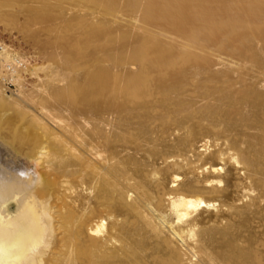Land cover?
I'll return each instance as SVG.
<instances>
[{
  "label": "bare ground",
  "instance_id": "obj_1",
  "mask_svg": "<svg viewBox=\"0 0 264 264\" xmlns=\"http://www.w3.org/2000/svg\"><path fill=\"white\" fill-rule=\"evenodd\" d=\"M149 4L147 16L152 17V11L164 16L182 33L190 26L193 36H201L207 48H218L175 74L161 63L141 62L139 72L127 79L129 84L114 91L124 98L125 115L134 119L160 110L169 118L196 112L212 125L227 127V133L212 146L209 139L196 140L189 134L190 146L183 153L155 158L161 170L171 167L184 177L173 171L162 176L153 169L141 172L143 181L135 179L121 152L146 154L151 141L132 140L120 151L108 131L124 119L122 112L108 113L87 134L68 126L61 135L52 133L56 143L38 147L29 161L24 157L0 160V264H147L128 230L134 217H140L157 237L164 239L168 234L164 242L176 253V244L189 247V243L199 261L193 256L184 264L259 263L257 255L241 249L240 239L228 225L217 231L220 238L210 236L205 228L196 237L195 213L219 203L172 191L179 185L189 193L214 189L223 180H201V176L222 175L241 189L240 201L246 199L251 211L264 215V0H149ZM247 63L252 65L246 66L247 76L238 80L241 89L235 83L215 85L219 77L214 70ZM151 65L156 75L151 76ZM203 73L216 82L205 91L212 103L198 111L186 96L188 85H194ZM174 121L169 141L182 135V116ZM207 155L215 163H202ZM39 181L46 182L39 185ZM148 185L169 190L161 203L176 212L177 221L170 223L168 211L154 204ZM44 192L45 198L40 196Z\"/></svg>",
  "mask_w": 264,
  "mask_h": 264
},
{
  "label": "rangeland",
  "instance_id": "obj_2",
  "mask_svg": "<svg viewBox=\"0 0 264 264\" xmlns=\"http://www.w3.org/2000/svg\"><path fill=\"white\" fill-rule=\"evenodd\" d=\"M150 10L149 0H0V38L30 60L18 91L11 92L0 84L1 161L9 157H24L29 161L35 157L38 147L56 143L50 137L52 133L61 135L67 126L81 134L93 132L97 121L110 112H122L124 117L117 121L114 131H108L120 151L132 140L149 138L151 141L146 147L148 155L136 151L121 152L138 181L144 180L142 171L153 169L162 176L177 172L184 177L182 171H174L171 167L161 170L155 158L183 153L190 146L186 142L189 134H194L196 140L209 139L210 146L214 140L224 138L227 127L212 125L196 112L169 118H164L160 110L143 112L134 119L125 115L121 104L124 98L116 96L114 91L129 84L127 79L139 72L141 62L161 63L175 74L202 62L206 52H217L218 48H207L201 36H193L195 33L190 26L182 33L164 16L153 11L152 17L147 16ZM251 65L234 64L232 68L214 70L219 77L215 85L235 83V87L241 89L238 80L244 78L240 76H247L246 70ZM150 67L151 76L156 75L153 66ZM206 76L203 73L194 85H188L187 101L194 103L198 111L212 103L207 100L205 91L215 82L208 81ZM179 116L184 123L182 135L169 141V131L176 127L174 120ZM213 162L211 155L202 158V163ZM204 178H219L223 183L199 192L189 193L181 185L172 191L219 203L215 208H202L195 213L193 224L197 226L195 231L199 230L198 233L194 231L196 237L205 228L210 236L220 238L217 231L228 225L240 239L241 249L257 255L258 264H264V215L251 211L246 206V199L240 201L243 193L234 182L222 175L207 173L200 179ZM44 182L38 183L43 185ZM147 187L151 199H155L154 204L161 211H168V221H177L176 212L167 203H161L169 190L163 185ZM44 195L46 192L40 196L45 198ZM15 208L13 204L11 209ZM128 230L132 240L138 242L139 256L147 264H184L189 258L193 259L189 243V247L176 244V253L164 242L169 235L164 239L157 237L140 217L131 219ZM193 260L199 261L196 256Z\"/></svg>",
  "mask_w": 264,
  "mask_h": 264
},
{
  "label": "built area",
  "instance_id": "obj_3",
  "mask_svg": "<svg viewBox=\"0 0 264 264\" xmlns=\"http://www.w3.org/2000/svg\"><path fill=\"white\" fill-rule=\"evenodd\" d=\"M28 56L15 52L0 38V84L9 91H18L28 72Z\"/></svg>",
  "mask_w": 264,
  "mask_h": 264
}]
</instances>
